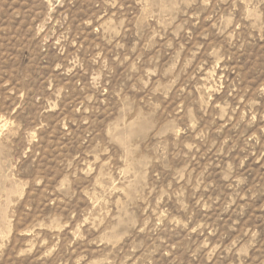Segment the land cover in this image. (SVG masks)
<instances>
[{"label":"rangeland","instance_id":"obj_1","mask_svg":"<svg viewBox=\"0 0 264 264\" xmlns=\"http://www.w3.org/2000/svg\"><path fill=\"white\" fill-rule=\"evenodd\" d=\"M0 264H264V0H0Z\"/></svg>","mask_w":264,"mask_h":264}]
</instances>
